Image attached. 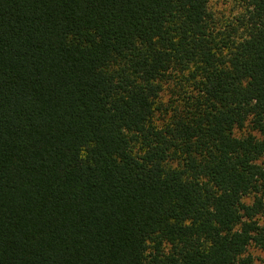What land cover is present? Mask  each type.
Returning <instances> with one entry per match:
<instances>
[{"label": "trees", "instance_id": "obj_1", "mask_svg": "<svg viewBox=\"0 0 264 264\" xmlns=\"http://www.w3.org/2000/svg\"><path fill=\"white\" fill-rule=\"evenodd\" d=\"M0 0V264H255L264 0Z\"/></svg>", "mask_w": 264, "mask_h": 264}, {"label": "rangeland", "instance_id": "obj_2", "mask_svg": "<svg viewBox=\"0 0 264 264\" xmlns=\"http://www.w3.org/2000/svg\"><path fill=\"white\" fill-rule=\"evenodd\" d=\"M213 8L220 13L227 14L230 9V4L224 0H211ZM251 252L254 256L255 264H264V249H255L252 248Z\"/></svg>", "mask_w": 264, "mask_h": 264}]
</instances>
